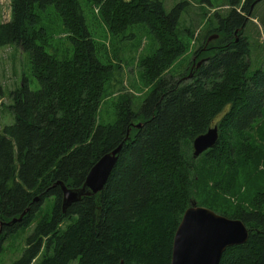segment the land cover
I'll list each match as a JSON object with an SVG mask.
<instances>
[{
  "label": "trees",
  "instance_id": "16d2710c",
  "mask_svg": "<svg viewBox=\"0 0 264 264\" xmlns=\"http://www.w3.org/2000/svg\"><path fill=\"white\" fill-rule=\"evenodd\" d=\"M260 1L229 0L232 9L212 30L216 46L206 48L201 56L208 58L190 78H158L138 110L127 99L113 123L97 125L108 70L96 56L84 4L98 9L113 36L134 26L155 36L156 51L141 62L149 80L185 52L181 6L166 12L161 0H10L0 50L27 53L38 85L30 91L25 80L11 94L14 120L0 131V223L25 213L1 227L0 251L32 227L10 264H170L174 233L192 203L248 230L246 243L227 248L220 264H264V147L250 137L264 117V71L250 72L247 40L238 33L235 43L232 35ZM48 10L65 29L71 56L47 51L41 16ZM213 126L216 144L195 158L193 140ZM120 145L102 191L63 212L52 186L81 187L91 167ZM48 197L50 215L38 216Z\"/></svg>",
  "mask_w": 264,
  "mask_h": 264
},
{
  "label": "rangeland",
  "instance_id": "374dc122",
  "mask_svg": "<svg viewBox=\"0 0 264 264\" xmlns=\"http://www.w3.org/2000/svg\"><path fill=\"white\" fill-rule=\"evenodd\" d=\"M128 1V0H124ZM166 12L180 5L181 13L177 26L179 39L185 46V52L177 57L171 66L157 75L154 80L146 77L141 62L157 49V40L147 28L134 26L129 28L124 35L113 36L109 33L104 22L99 17L98 9L84 4L86 26L90 39L95 44L96 56L99 62L108 70L103 87V99L97 113V125L111 124L115 121L119 109L125 100H129L132 109L138 110L142 101L153 88L158 78L165 80H178L188 75L191 71V61L204 60L208 56H201L206 48L215 47L217 40L207 41L213 35V28L218 26L217 18L227 16L232 7L229 0H161ZM243 0H240L242 4ZM10 0H0V20H10ZM42 25L45 27L46 42L54 53L71 56L72 49L67 40V33L61 22L52 10L41 16ZM184 32L188 34L184 35ZM188 32V33H187ZM191 33V34H190ZM247 40L250 63V72L264 71V0L253 7L250 16L246 17V24L242 30ZM190 34V35H189ZM219 35V34H218ZM199 52L194 54L195 52ZM195 65V64H194ZM27 82L30 91L38 89L37 82L32 77L31 59L16 46H8L0 50V131L13 123L10 111L12 105L11 94L19 90L23 81ZM217 121V120H215ZM258 145L264 147V117L250 133ZM264 167L261 166L260 169ZM253 191H250L252 193ZM246 194V193H245ZM244 191L240 194L244 196ZM239 198H234L233 205L239 203ZM243 206L247 200L243 201ZM52 197H48L40 207V214L50 215ZM32 227L6 239L0 251V264H10L21 255L24 241L31 233ZM70 264H77L76 261Z\"/></svg>",
  "mask_w": 264,
  "mask_h": 264
},
{
  "label": "water",
  "instance_id": "95a60500",
  "mask_svg": "<svg viewBox=\"0 0 264 264\" xmlns=\"http://www.w3.org/2000/svg\"><path fill=\"white\" fill-rule=\"evenodd\" d=\"M216 38L217 36L213 35L209 40ZM200 63L195 65L193 72L199 68ZM140 127V124L134 125V129ZM217 139L216 126L196 137L192 142L193 156L197 158L206 150L211 149ZM121 149L122 145L102 156L91 167L81 187L68 188L62 182L52 186L58 185L60 189L63 212L71 204L79 202L81 198L92 197L102 191ZM24 214L9 223H0V229L3 225L8 226L20 221ZM247 238L248 230L241 221L231 220L192 203L184 211L174 233L170 264H220L221 257L227 248L243 245Z\"/></svg>",
  "mask_w": 264,
  "mask_h": 264
},
{
  "label": "flooded vegetation",
  "instance_id": "af4514ba",
  "mask_svg": "<svg viewBox=\"0 0 264 264\" xmlns=\"http://www.w3.org/2000/svg\"><path fill=\"white\" fill-rule=\"evenodd\" d=\"M250 15H248V17H249ZM247 16H245V18H246ZM245 24H246V20H245V23L242 25V27H240L239 29H236V30H234L233 32H232V35L234 36V42L235 43H237L238 42V40H239V37H238V33L240 34V37L241 38H244V36H243V33H242V30L244 29V26H245ZM217 36V38L215 39V40H217L218 38H219V35L217 34L216 35ZM230 38V37H229ZM207 41H212V40H209V38H208V40ZM226 46H228V45H226ZM205 60V59H204ZM204 60L202 59V60H199L198 62H201L200 63V66H199V68L201 67V65L204 63ZM198 62H195V60H192L191 61V68H190V73H189V75L190 74H192L193 73V70H194V68H195V65L198 63ZM195 64V65H194ZM198 68V69H199Z\"/></svg>",
  "mask_w": 264,
  "mask_h": 264
}]
</instances>
